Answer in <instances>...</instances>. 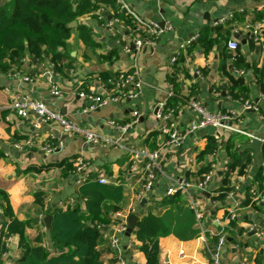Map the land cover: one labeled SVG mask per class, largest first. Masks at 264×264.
<instances>
[{"label":"crops","instance_id":"crops-1","mask_svg":"<svg viewBox=\"0 0 264 264\" xmlns=\"http://www.w3.org/2000/svg\"><path fill=\"white\" fill-rule=\"evenodd\" d=\"M5 1L8 0L0 3ZM90 1L96 7L79 15L75 24L69 26L63 59L72 65L68 71H54L46 51L41 62L26 56L19 67L0 70V188L7 193L13 214L18 220H27L39 212H51L69 198L84 207L78 198L76 176L71 172L63 175V166L40 171L28 169L81 157L88 163L87 179L96 181L103 176L107 184L122 191L118 208L103 215L105 219L98 225L103 235L98 246L102 264H144V254L133 233L119 236L118 251L110 248V237L121 220L119 215L122 222L133 214L137 222L147 212H165L170 206L164 203L166 189L181 178L192 183L187 191H180L179 202L193 210L196 222L192 229L196 235L179 238L172 232L159 237L158 264H210L208 249L217 252L225 264H264V199L252 196L249 202L242 203L248 189L249 192L256 189L258 171L264 187V88H260L254 73L255 67L264 65V0H124L140 17L172 27L137 54L124 49L131 48L134 34L128 14L122 11L121 17L114 15L120 12L115 0ZM99 11L107 19H118L111 30L97 18ZM254 21L263 25L257 42L244 29L246 23ZM78 25L89 29L94 46L85 45L80 39ZM192 36L196 39L187 44ZM230 40L238 42L237 49L228 48ZM237 52L245 63L243 68L233 64ZM134 64L141 81L135 98L124 97L82 111L87 101L78 91L93 87L97 93L107 94L108 79L119 71L130 70ZM12 72L18 75L13 76ZM231 75L242 78V87L231 86ZM13 91L44 101L49 108L111 139L112 143L108 146L86 143L79 137L63 135L57 125L39 123L35 117H18L9 107ZM189 98L198 100L210 111L232 109L240 120L219 129H196L176 149L164 146V136L159 130L162 121L156 116V109L164 102L174 107L177 124L185 130L194 118L184 107ZM244 101L257 105L258 110L245 109ZM109 120L114 124H108ZM50 135L61 139L62 145L46 153L42 146ZM211 135L217 148L202 154L207 136ZM229 138L234 151L242 154L251 150L243 174L236 169L224 173L228 161L225 145ZM253 138L260 140L257 151L251 148ZM25 139L32 142L25 149L13 146ZM138 147L159 151L154 186L147 194L141 192L146 176L144 160L132 161L129 157V151ZM211 163L215 166L205 187L194 186ZM221 186L231 189L225 198L216 199ZM37 192L42 194L41 211L34 201ZM142 199L145 202L140 204ZM229 212L235 214L234 219L226 216ZM230 220L234 225H230ZM124 223L126 226L127 222ZM252 224L261 229V235L249 229ZM35 228L32 225L27 232ZM38 230L47 256L57 255L60 249L52 245L49 228L42 224ZM220 234H224L221 243ZM21 252L18 236H10L8 253L1 264H16Z\"/></svg>","mask_w":264,"mask_h":264},{"label":"trees","instance_id":"trees-1","mask_svg":"<svg viewBox=\"0 0 264 264\" xmlns=\"http://www.w3.org/2000/svg\"><path fill=\"white\" fill-rule=\"evenodd\" d=\"M96 6L90 0H8L0 3V70L8 71L12 66L19 67L26 56L37 62L43 60V53L49 54L52 69L58 73L68 71L72 65L64 63L65 40L69 35V23L85 12L92 11ZM114 15L121 17L122 11ZM79 37L85 45L94 46L89 37V29L78 25ZM234 66L243 68L245 63L237 52L234 55ZM254 73L260 88H264V65L255 67ZM109 75L105 76L107 79ZM232 87H242L240 77L229 76ZM244 91V88H242ZM235 96V94H234ZM217 148L214 137L207 136V144L202 154L213 152ZM228 156L227 173L237 170L243 174L250 161L249 152L240 154L233 150L229 138L225 145ZM264 157V143L262 144ZM62 167L63 175L74 169L73 161L61 160L46 165L29 166V170L40 171L51 167ZM208 168L204 169V174ZM203 174V175H204ZM202 175V177H203ZM201 177V178H202ZM261 172L255 175L257 182L256 192L264 194ZM91 179V178H90ZM79 185L78 198L84 202V207L76 202L65 208L57 207L50 215V238L52 245L60 249L57 255L47 256L42 243V233L38 230L36 215L27 220H18L13 214L7 193L0 188V254L7 250L4 239L12 235L18 236V246L22 249L16 264H102L101 253L98 246L103 235L98 225L102 223L110 210L117 209V203L122 199L120 187L107 183L90 180ZM231 187L221 186L216 199L226 197ZM180 190L168 194L164 203L170 205L163 213L147 212L136 222L133 235L140 243L138 248L145 257L144 264H158V239L169 233H175L179 238H189L196 235L192 229L196 222L191 208L179 202ZM252 198V193L246 192L247 203ZM35 203L40 211L43 208V199L40 192L35 193ZM183 206V207H182ZM44 214V215H45ZM229 217V213L226 214ZM174 221V223H172ZM230 225H234L232 220ZM173 224V226H172ZM35 226V230L27 232L28 228Z\"/></svg>","mask_w":264,"mask_h":264},{"label":"built area","instance_id":"built-area-1","mask_svg":"<svg viewBox=\"0 0 264 264\" xmlns=\"http://www.w3.org/2000/svg\"><path fill=\"white\" fill-rule=\"evenodd\" d=\"M119 10L124 11L128 14L129 18L133 23V37L131 41V48L126 46L124 49L131 51L137 54L142 47L151 45L156 38L172 29L171 25L168 23H159L157 21H151L140 17L135 13L125 2L124 0H115ZM97 18L102 21V23L111 30L113 23L118 21L117 18L107 19L103 11H99ZM244 29L247 31L248 37L257 42L259 40L260 34L263 30L262 22L254 21L252 23H246ZM196 39V36L190 37L186 42L191 43ZM229 49L235 50L238 48V42L230 40L227 42ZM242 73V71H239ZM11 75H18L17 72H12ZM109 93L99 94L95 91L93 87L89 88L87 91L80 90L78 95L84 97L87 101V104L82 109V111L94 110L97 107L106 105L109 102L119 101L120 98H135L140 91L141 81L139 80V72L136 64H134L128 71H119L115 73L112 77L108 79ZM56 93V91H52ZM243 106L245 109L258 110L257 105L250 103L249 101H244ZM10 110L14 112L18 117L25 119L30 117H35L38 119L39 123L44 124H54L57 125L63 135L69 137H79L84 140L86 143L100 144L102 146H108L112 143V140L102 136L96 131H92L87 127L83 126L80 123L73 121L70 118L64 116L61 112L55 111L47 106V104L38 99H34L26 93L20 91L11 92L10 98ZM184 107L190 110L194 114V118L190 122L187 129L182 130L179 128L176 120V109L171 106H167L164 102L156 109V116L161 119L162 125L160 126V133L164 136L163 145L171 148H178L182 144L186 136L196 129H204L207 127H213L216 129L226 127L232 123L238 122L239 115L232 109L225 111H210L208 110L201 102L194 98H189L184 102ZM136 120V119H135ZM108 124L113 125V121L109 120ZM38 125V124H35ZM121 127V126H119ZM124 129L125 127H121ZM243 134H246L242 131ZM30 139H25L23 141H18L13 143V146L19 150H23L26 147L31 145ZM62 145L61 139L50 135L49 138L45 141L42 146V149L46 153H51L59 149ZM158 149L150 150L145 147H138L131 149L129 151V157L132 161L144 160V169L146 172L145 181L142 188V193L147 194L154 186L155 180V171L157 168V158H158ZM74 169L71 171L73 175L76 176V183L81 185L87 181V161L81 157H77L73 160ZM215 164L211 163L208 171L203 175L201 179L194 184V186L203 189L206 182L209 180L213 174ZM227 166L224 167L226 171ZM99 183H107V180L103 176L97 178ZM192 186V183L187 181L185 178L179 179L174 185H170L166 189V194H172L176 190L187 191L189 187ZM252 196L259 199H264V194L256 192V189L250 190ZM75 204L74 198H69L65 202L58 203L57 207L65 208L67 205ZM44 213L39 212L36 216L37 223L39 225L44 224L43 218ZM119 218L122 220V215H119ZM230 219L235 218L233 212H229ZM119 222L118 226L115 227V233L110 237L109 246L111 249L119 250L120 239L119 236L125 231V217L123 221ZM99 229H102L101 226H98ZM250 230H253L257 235H261V229L252 224L249 226ZM9 239L7 237L4 239L5 246L7 247L6 251H3L0 254V264L2 259L7 255L9 249ZM224 240V234H220L218 237V242ZM210 255V264H225L221 261L217 252H212V250H207ZM182 253V251H180ZM248 264V263H242Z\"/></svg>","mask_w":264,"mask_h":264},{"label":"water","instance_id":"water-1","mask_svg":"<svg viewBox=\"0 0 264 264\" xmlns=\"http://www.w3.org/2000/svg\"><path fill=\"white\" fill-rule=\"evenodd\" d=\"M75 24V21H72L71 23H69V26H73ZM260 145V140L257 139V138H253L252 141H251V148L254 150V151H257L258 150V147ZM143 202H145V199H142L141 203L142 204ZM2 217L0 216V219ZM126 222H127V225H126V228H125V231H124V235L125 236H129L132 231H133V228L135 226V223H136V216H134L133 214H130L126 217ZM43 223L45 225L46 228H49V225H50V215L49 214H46L43 218Z\"/></svg>","mask_w":264,"mask_h":264}]
</instances>
